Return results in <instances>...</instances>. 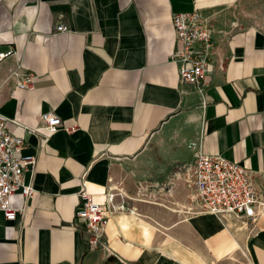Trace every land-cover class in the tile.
<instances>
[{
	"label": "crops",
	"instance_id": "obj_1",
	"mask_svg": "<svg viewBox=\"0 0 264 264\" xmlns=\"http://www.w3.org/2000/svg\"><path fill=\"white\" fill-rule=\"evenodd\" d=\"M195 9L215 29L203 94L170 60L171 16ZM9 49L0 112L37 166L24 175L34 195L11 196L24 211L0 212V264H264V208L247 228L185 213L199 152L243 165L264 201V0H0ZM17 59L35 75L31 90L3 82ZM43 111L73 129H37ZM109 188L125 207L92 248L77 193L104 205Z\"/></svg>",
	"mask_w": 264,
	"mask_h": 264
},
{
	"label": "built area",
	"instance_id": "obj_2",
	"mask_svg": "<svg viewBox=\"0 0 264 264\" xmlns=\"http://www.w3.org/2000/svg\"><path fill=\"white\" fill-rule=\"evenodd\" d=\"M171 25L174 32L175 49L170 60L177 65L180 83L203 94L210 86L209 75L215 70L213 58L212 14H205L199 9L173 13ZM57 32H67L64 24L56 27ZM223 36L229 32L220 31ZM12 49L0 52V61L14 55ZM32 72L23 69L21 60L17 59L14 67L9 68L4 83L10 82L14 89L31 90L33 88ZM18 123L0 112V212L5 220H14L22 213L25 206L14 207L11 196L20 194L27 202L35 193L32 181H25V172H35L37 156L23 155L25 141L13 134L8 125ZM37 129L54 133L59 129L71 131L72 127H62L60 117L52 111H43L39 115ZM35 132V128L28 129ZM192 170V177L187 181L189 205L185 213L192 216L214 215L231 223L237 228H247L255 224L261 216L264 201L254 185L253 175L243 165L231 161L220 153H197ZM75 209L77 218L82 219L89 234V245L98 248L102 245L107 225L117 210H124V204L115 205V193L111 188L105 193V204L94 201L87 190H80ZM132 215L140 214L134 208H128Z\"/></svg>",
	"mask_w": 264,
	"mask_h": 264
},
{
	"label": "rangeland",
	"instance_id": "obj_3",
	"mask_svg": "<svg viewBox=\"0 0 264 264\" xmlns=\"http://www.w3.org/2000/svg\"><path fill=\"white\" fill-rule=\"evenodd\" d=\"M262 215V214H261ZM244 261H245V263H248L246 260H245V255L243 256V260H242V262L244 263Z\"/></svg>",
	"mask_w": 264,
	"mask_h": 264
},
{
	"label": "bare ground",
	"instance_id": "obj_4",
	"mask_svg": "<svg viewBox=\"0 0 264 264\" xmlns=\"http://www.w3.org/2000/svg\"><path fill=\"white\" fill-rule=\"evenodd\" d=\"M264 215V214H263Z\"/></svg>",
	"mask_w": 264,
	"mask_h": 264
}]
</instances>
